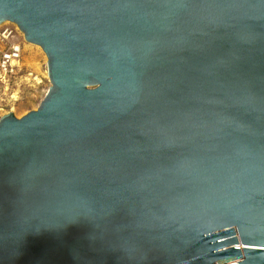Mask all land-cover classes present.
<instances>
[{
  "label": "water",
  "instance_id": "water-1",
  "mask_svg": "<svg viewBox=\"0 0 264 264\" xmlns=\"http://www.w3.org/2000/svg\"><path fill=\"white\" fill-rule=\"evenodd\" d=\"M51 88L0 120V264H264V0H0Z\"/></svg>",
  "mask_w": 264,
  "mask_h": 264
},
{
  "label": "rangeland",
  "instance_id": "rangeland-1",
  "mask_svg": "<svg viewBox=\"0 0 264 264\" xmlns=\"http://www.w3.org/2000/svg\"><path fill=\"white\" fill-rule=\"evenodd\" d=\"M19 49L13 73H4V56ZM51 88L47 58L43 51L26 42L24 34L12 23L0 26V120L13 114L21 119L36 111Z\"/></svg>",
  "mask_w": 264,
  "mask_h": 264
},
{
  "label": "built area",
  "instance_id": "built-area-1",
  "mask_svg": "<svg viewBox=\"0 0 264 264\" xmlns=\"http://www.w3.org/2000/svg\"><path fill=\"white\" fill-rule=\"evenodd\" d=\"M19 59V49L12 48L11 53L4 56L2 69L4 73L12 72L13 68L15 67V62ZM13 73V72H12Z\"/></svg>",
  "mask_w": 264,
  "mask_h": 264
}]
</instances>
